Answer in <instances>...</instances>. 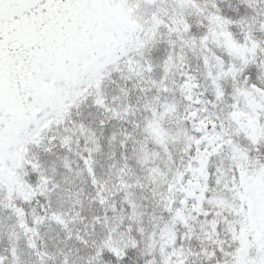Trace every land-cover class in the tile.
<instances>
[{
	"label": "snow or ice",
	"instance_id": "snow-or-ice-1",
	"mask_svg": "<svg viewBox=\"0 0 264 264\" xmlns=\"http://www.w3.org/2000/svg\"><path fill=\"white\" fill-rule=\"evenodd\" d=\"M0 264H264V0H0Z\"/></svg>",
	"mask_w": 264,
	"mask_h": 264
}]
</instances>
